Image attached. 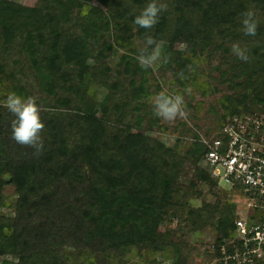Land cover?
Masks as SVG:
<instances>
[{
    "label": "trees",
    "instance_id": "1",
    "mask_svg": "<svg viewBox=\"0 0 264 264\" xmlns=\"http://www.w3.org/2000/svg\"><path fill=\"white\" fill-rule=\"evenodd\" d=\"M149 2L40 0L27 7L0 0L4 100L13 91L33 97L22 81L25 67L19 69L21 78L4 77L13 51L34 68L40 91L55 99L40 112L45 124L40 151L12 138L14 116L0 102V264H127L137 258L147 264L160 253L179 256L173 239L180 234L213 227L216 248L234 238L240 217L236 202L219 200L220 213L211 203L193 205L204 196L200 185L227 192L208 169L201 141L183 151L182 140L170 148L153 136L160 119L148 121L146 114L154 68L141 67L137 57L160 42L181 44L184 49L165 52L155 66H178L174 85H185L201 74V64L218 57L213 70L228 90L220 101L219 128L234 117L260 112L264 0H160L167 8L158 23L140 28L134 19ZM249 9L258 21L255 36L243 31ZM234 44L246 50L248 60L233 52ZM104 61L110 67L102 66ZM122 77L131 78L130 85L117 96ZM98 92L106 96L100 103ZM187 163L194 177L189 186L180 181ZM8 187L15 190L11 206Z\"/></svg>",
    "mask_w": 264,
    "mask_h": 264
},
{
    "label": "rangeland",
    "instance_id": "2",
    "mask_svg": "<svg viewBox=\"0 0 264 264\" xmlns=\"http://www.w3.org/2000/svg\"><path fill=\"white\" fill-rule=\"evenodd\" d=\"M17 4L36 7L39 5L40 0H9ZM160 56L157 61L153 63L151 67L154 68V72L148 75L147 88L151 93V100L148 103L150 109V116L146 114V119L149 121L156 114L154 111V106L152 104V98L160 93L161 91L166 92L169 95H181L184 98V116H177L174 120L168 121L159 117V125L152 129L153 136L160 139L166 146L172 148L175 147L178 140L184 142L182 150L185 151L188 146L193 142H197L202 137L207 139H214L217 137L222 128H219L220 118L222 115V110L220 107V101L228 90L225 87H220L218 83V74L215 73L213 68L219 65L220 59L218 57H211L209 62L201 64V74L197 75L192 80H187L183 85L182 83L174 82L178 81V71L179 67L176 65L166 66L163 69H156L155 66L161 65V57L167 51H176L178 48L184 49L181 44L168 45L166 42H160ZM137 46L140 48H147L146 44L138 43ZM7 69L5 71L4 77L6 78L9 73H15L20 77L19 69L25 67V76L22 77L23 84L27 85L28 91L36 98V101H40L42 105L39 106L40 112L46 108V104H54L55 99L42 93L39 88V81L34 79V68L29 67L28 63L23 60V58L15 51L7 56L6 61ZM104 67H110L108 61L101 63ZM20 77V78H21ZM1 79V76H0ZM9 80V79H8ZM6 81L9 85L11 81ZM138 81V79H136ZM131 78L125 79L122 77L120 79L121 89L120 92L116 93L117 96L121 95L123 88H128L130 85ZM4 95V96H3ZM6 93L1 92L0 86V102L4 104ZM96 101L100 103L106 97L102 92H98L96 95ZM95 101V100H94ZM95 101V102H96ZM113 103H111L112 106ZM261 107H255L259 110ZM148 122L144 125L146 130ZM163 126V127H162ZM194 179L193 177V166L187 163L183 169L181 175V183L189 186V183ZM220 186L226 190L221 191L218 188L214 191H210V187L207 185H200V190L203 192L204 196L201 199H196L193 201L195 207H200L203 202L211 203L217 206L216 209L218 213L221 212L223 208L224 200L233 201L238 204L239 215L244 218L251 214L253 211L252 204L253 200L250 198L244 190L235 191L232 190L229 185L224 181H220ZM6 197L9 198L8 206L14 204L15 190L13 187H8L6 189ZM12 209H6L7 214H11ZM172 230L176 229V224L171 227ZM216 231L213 227H209L204 231L197 232L188 236L178 235L173 239V242L177 244L180 248V255L178 256L175 251H171L168 254H157L150 258L151 262L153 259L156 260L155 263L147 264H213L214 254H213V244L216 240ZM145 264L143 259L137 258L134 262H128L127 264Z\"/></svg>",
    "mask_w": 264,
    "mask_h": 264
},
{
    "label": "built area",
    "instance_id": "3",
    "mask_svg": "<svg viewBox=\"0 0 264 264\" xmlns=\"http://www.w3.org/2000/svg\"><path fill=\"white\" fill-rule=\"evenodd\" d=\"M200 141L219 183L253 200L251 214L235 221L231 243L213 247V264H264V110L234 117L217 137Z\"/></svg>",
    "mask_w": 264,
    "mask_h": 264
},
{
    "label": "clouds",
    "instance_id": "4",
    "mask_svg": "<svg viewBox=\"0 0 264 264\" xmlns=\"http://www.w3.org/2000/svg\"><path fill=\"white\" fill-rule=\"evenodd\" d=\"M167 5L160 0H150L143 8L139 15L134 19V23L140 28H151L158 23L159 14L165 11ZM244 34L247 36H255L258 29V21L256 13L249 9L244 13L242 19ZM148 45H152L154 41L149 38ZM233 52L241 59L248 60L246 50L242 49L238 44L233 45ZM160 56V45H156L150 54L141 51L137 60L141 67L148 68L158 60ZM155 114L165 120L172 121L177 116H184V98L181 95H169L161 91L152 98ZM7 110L12 113L14 119L11 122L12 138L21 145H29L37 151L43 149L40 133L44 129L45 124L40 115V108L35 97H27L16 93H8L3 104Z\"/></svg>",
    "mask_w": 264,
    "mask_h": 264
}]
</instances>
